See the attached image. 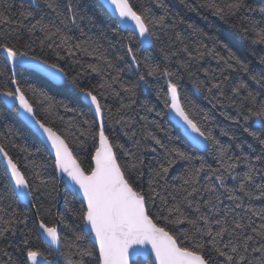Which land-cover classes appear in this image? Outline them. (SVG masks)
<instances>
[{
	"label": "snow or ice",
	"instance_id": "6c2138e0",
	"mask_svg": "<svg viewBox=\"0 0 264 264\" xmlns=\"http://www.w3.org/2000/svg\"><path fill=\"white\" fill-rule=\"evenodd\" d=\"M179 2L205 20L231 22L246 51L264 46V0ZM94 7L93 0H21L17 9L15 0H0V113L14 111L42 138L29 147L0 132V264H264V69L237 54L230 37L172 13L167 0ZM158 44L162 58L151 54ZM69 60L83 71L70 76ZM256 63L264 66V56ZM37 74L47 80L25 78ZM90 75L99 82L85 86ZM185 77L210 109L188 99ZM48 81L78 95L57 99ZM148 90L162 107L144 103L141 115L137 97ZM109 98L119 101L115 113L103 102ZM61 108L77 118L66 120ZM165 120L183 129V146ZM200 149H210L211 162ZM148 152L154 162H146ZM177 164L185 167L172 187ZM61 196L64 211L54 213ZM22 202L35 211H18Z\"/></svg>",
	"mask_w": 264,
	"mask_h": 264
},
{
	"label": "trees",
	"instance_id": "16d2710c",
	"mask_svg": "<svg viewBox=\"0 0 264 264\" xmlns=\"http://www.w3.org/2000/svg\"><path fill=\"white\" fill-rule=\"evenodd\" d=\"M20 2H21V0H15V6L17 9H18ZM25 2H26V0H25ZM132 2L134 4L140 5V4L148 3L149 0H132ZM167 2L169 3V5L171 7L172 13L179 15V16H186V18L190 22L195 23L198 27L203 29L206 33L218 35L221 39H225V37H230L231 39L226 40L225 42L230 43V46L233 47V50H235L237 52V54L248 56V58L253 62V67H255L258 71L264 69V66H261L258 63H256V59L258 56H264V46H255V54H253L252 52L246 51V47H247L246 44L239 42V38H238L237 34L235 33V31L231 27V22L225 23L224 21H220L217 18L211 17V16H209L208 19L205 20L202 18L203 14L198 16L194 13H189L187 11V9L182 4H180L179 0H167ZM250 2L255 7V6H258L259 0H250ZM93 3L96 5V7L93 8V11H97L100 3L98 2V0H93ZM12 15L15 17L16 12L14 11L12 13ZM101 19H103V17H101ZM233 22H235L237 24L239 23V21H233ZM180 28H181V30H183L184 26H180ZM85 32L89 35H93L97 39H100L101 42H105L104 37L99 35V29L98 28L89 29L86 26ZM73 34L76 37H80L79 30H75ZM108 35L110 38L111 34L109 33ZM81 38H86V36L81 37ZM163 40L166 41L167 37H164ZM28 42H30V41H28ZM33 46H36V45H33ZM161 46H163V45L158 44L156 48L151 50V54L154 56L162 58L163 53H161L159 51V48ZM166 50H167V48H166ZM38 51H39V49H38ZM64 55H67V54L64 53ZM48 58L54 59V57L51 55V53H49ZM86 62H88V58L82 57L81 63L84 64ZM65 67H66V70L69 72L70 76H75L78 73L83 71V69L80 67V65L73 64L71 60L68 61V63L65 65ZM204 67L216 68V63H215V61H212V60H206L204 62ZM25 78L33 80L38 85H40L42 83V81L47 80V78L44 77L42 74H37L36 76L25 77ZM201 78H203L202 74H201ZM0 79H3V77H0ZM125 79H127L126 74H125ZM82 82L85 84V86H87L89 84L95 85L99 82V77L91 76V75L90 76H83ZM53 83L54 82H52V81H48L47 90L52 95L56 96L57 99H64L65 102L67 103V102H70L71 98L74 95H78V93L75 90L71 89L70 86H69L67 91L57 92L56 88L52 87ZM182 85H183V91L187 95L189 100L195 102L197 105H199L200 107H203L205 109L211 108V105L209 104L208 100L205 98L204 94H202L201 92H198L196 90V88L194 87L193 83L190 82L187 77H185V79L182 81ZM0 99H1V97H0ZM103 102L107 103L112 108L113 113H115L116 109L119 107V101L114 99V98H109L107 101H103ZM126 102L127 101L125 100V103ZM144 103H148L150 105H155L158 110L162 107V104L156 100L155 94L151 90H148L147 92H140L138 94L136 108H137V111H139V113L141 115L147 114V113L143 112L141 109V105ZM80 106L82 107L83 105H80ZM226 110L228 112L234 114L232 112V109H226ZM213 111L215 113V119L219 124L224 125V126L230 125L231 122L226 121L224 119V117L222 115H220L219 111H216V110H213ZM60 114L63 115L66 120H72L74 118H77V117H75L74 113H71V112L65 113L62 108L60 109ZM151 118H152L151 115H149V119H151ZM163 123H165L166 126L172 130L173 136H175L177 138L176 142H177L178 146H183L186 139L181 135L179 129L172 128V125L168 124L167 120H165ZM9 129H13L14 131H12L10 133ZM254 130L259 131V125L258 124L256 125ZM0 132L5 134V136L7 137V140H10V141L16 143L17 145H28L29 147H34L40 141L35 135H33V133L31 131L28 130V128H25L21 124V122L16 118V114L14 111L0 113ZM217 132H218V130H217ZM119 139H120L121 143H124L128 147H131V142L128 141L127 138H125L121 135ZM222 139H226V138H222ZM248 139H250V138H248ZM165 143H168L166 138H165ZM209 152H210V149L208 151H205V150L199 151L196 154L203 156L205 159H207V160H209V162H211V157L209 155ZM12 154L14 156H17L18 158H21V159L25 155L23 152L19 151L18 149H12ZM145 156H146V162H154V160L156 158V154L151 153V152L146 153ZM38 159H46V156L42 153V154H40ZM121 162H123V159ZM197 163H199V161H197ZM184 167H185V165H183V164H177L174 166V168L172 169V171L169 174L170 186L175 187L179 184V180L177 178L182 173ZM145 171H147V170H145ZM146 182H147V175L145 176V188L147 187ZM161 183H163V181H161ZM42 199H43V197H42ZM8 202H10V201H6V203H8ZM47 203H48V201L45 200V204H47ZM13 206L17 207L16 205H13ZM17 210L20 212H28V211L34 212L35 208L21 203L18 206ZM57 211H59L61 213L64 211L63 199H62V204L60 205L58 202L57 207L53 209L54 213Z\"/></svg>",
	"mask_w": 264,
	"mask_h": 264
},
{
	"label": "water",
	"instance_id": "95a60500",
	"mask_svg": "<svg viewBox=\"0 0 264 264\" xmlns=\"http://www.w3.org/2000/svg\"><path fill=\"white\" fill-rule=\"evenodd\" d=\"M98 2H99V3H102L103 0H98ZM1 99H2V97H1ZM30 127H31V126H29V128H30ZM177 129H179L181 135L186 139V135L184 134L183 129H182V128H177ZM31 132H32V133H35V136H36L39 140L42 139V138L40 137V134H39L38 132H36L35 129H32ZM203 150H204V149H200V151H203ZM22 204L29 205L28 202H22ZM59 204H60V205L62 204V196H61V199L59 200ZM29 206H30V205H29ZM141 259H142V258H141Z\"/></svg>",
	"mask_w": 264,
	"mask_h": 264
}]
</instances>
